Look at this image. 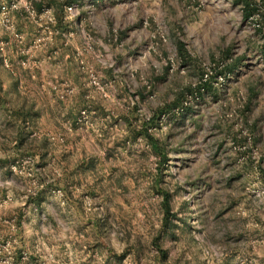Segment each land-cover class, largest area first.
Instances as JSON below:
<instances>
[{
    "label": "rangeland",
    "instance_id": "rangeland-1",
    "mask_svg": "<svg viewBox=\"0 0 264 264\" xmlns=\"http://www.w3.org/2000/svg\"><path fill=\"white\" fill-rule=\"evenodd\" d=\"M66 1L0 0V264H264V0Z\"/></svg>",
    "mask_w": 264,
    "mask_h": 264
},
{
    "label": "crops",
    "instance_id": "crops-1",
    "mask_svg": "<svg viewBox=\"0 0 264 264\" xmlns=\"http://www.w3.org/2000/svg\"><path fill=\"white\" fill-rule=\"evenodd\" d=\"M0 181H1V178H0ZM1 184H2V183H1ZM9 186H10V187H13V188L16 189V187L14 186L12 180H11V182L9 183ZM9 186H8V187H9ZM43 203H45V200H44V201H41V204H40L41 206H40V207H41L42 209H43V207H42V204H43ZM45 217H46V216H45ZM24 225H25V224H24ZM35 225H36V224H35ZM23 228H25V226H24ZM36 228H37V229H40V230L43 229V226L41 225V221L36 225ZM27 229H30L29 226L27 227ZM21 230H22V229L20 228V232H21ZM29 235H30V239H31L32 241H34L35 239H34L33 237H31V234H29ZM49 237H50V236H49ZM50 238H51V237H50ZM26 239H27V238H25V237L23 238V240H21V238H20L21 241H19V242H20L19 245H22L21 243H23ZM36 241H37V240H35L34 243H38V242H36ZM73 241H74L73 238H69V239L66 241L67 244H68V246H69L68 249H67L68 251L66 252V254H68V256H69L71 259H73V256L75 255L74 252L76 251V250H75V246L72 245ZM41 243H43V245L46 244L45 242H41ZM58 243H59V242H58ZM74 243H75V242H74ZM64 244H65V243H64ZM36 245H37V248H38L39 245H40V243H39V244H36ZM58 246H59V247H62V244L59 243ZM38 249H39V248H38ZM32 250L34 251V252L31 251L32 255H35V253H38V250H37V249H32ZM73 253H74V255H73Z\"/></svg>",
    "mask_w": 264,
    "mask_h": 264
},
{
    "label": "built area",
    "instance_id": "built-area-1",
    "mask_svg": "<svg viewBox=\"0 0 264 264\" xmlns=\"http://www.w3.org/2000/svg\"><path fill=\"white\" fill-rule=\"evenodd\" d=\"M73 6V5H72ZM69 6L70 9H72L73 7ZM2 12L5 13V11L7 10V6L5 4H3V6L1 7ZM1 49H3V46H1ZM7 61V60H6ZM9 255V259L11 258V242L10 241H6L3 244H0V258L3 255ZM25 258V256H24Z\"/></svg>",
    "mask_w": 264,
    "mask_h": 264
},
{
    "label": "trees",
    "instance_id": "trees-1",
    "mask_svg": "<svg viewBox=\"0 0 264 264\" xmlns=\"http://www.w3.org/2000/svg\"><path fill=\"white\" fill-rule=\"evenodd\" d=\"M75 1L76 0H68V1H66V3L69 4V6H72L75 3Z\"/></svg>",
    "mask_w": 264,
    "mask_h": 264
}]
</instances>
